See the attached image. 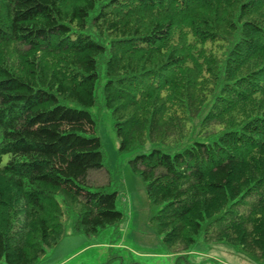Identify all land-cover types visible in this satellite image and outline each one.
I'll return each mask as SVG.
<instances>
[{"label": "trees", "instance_id": "1", "mask_svg": "<svg viewBox=\"0 0 264 264\" xmlns=\"http://www.w3.org/2000/svg\"><path fill=\"white\" fill-rule=\"evenodd\" d=\"M97 105L167 250L264 261V0H0V264L124 221Z\"/></svg>", "mask_w": 264, "mask_h": 264}, {"label": "rangeland", "instance_id": "2", "mask_svg": "<svg viewBox=\"0 0 264 264\" xmlns=\"http://www.w3.org/2000/svg\"><path fill=\"white\" fill-rule=\"evenodd\" d=\"M97 117V135L102 141L104 166L91 172L92 188L109 185L117 191V208L125 214L120 224H111L96 234L70 233L46 250L36 264H264L238 255L223 243L199 239L188 252V260L165 247L161 235L150 224L156 211L150 204L145 182L134 170V152H120L114 120L105 107L91 109Z\"/></svg>", "mask_w": 264, "mask_h": 264}]
</instances>
